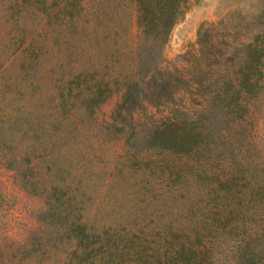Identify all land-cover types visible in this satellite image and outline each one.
<instances>
[{"label":"rangeland","instance_id":"obj_1","mask_svg":"<svg viewBox=\"0 0 264 264\" xmlns=\"http://www.w3.org/2000/svg\"><path fill=\"white\" fill-rule=\"evenodd\" d=\"M135 17L134 0H0V139L18 152L40 135L66 185L60 201L46 200L0 163V264H232L223 227L242 222L252 199L242 196L255 188L238 159L250 175L264 174V74L242 112L214 82L233 46L264 30V0H186L158 66L174 71L166 86L174 98L138 106L128 138L127 117L112 114L141 49ZM101 77L107 95L91 104L84 94ZM174 106L204 112V129L220 128L235 151L222 144L221 168H208L197 191L185 169L178 174L185 160L153 145L154 126ZM5 144L0 154L11 152ZM77 220L97 239L78 242L63 230ZM256 236L263 253L261 225Z\"/></svg>","mask_w":264,"mask_h":264},{"label":"trees","instance_id":"obj_2","mask_svg":"<svg viewBox=\"0 0 264 264\" xmlns=\"http://www.w3.org/2000/svg\"><path fill=\"white\" fill-rule=\"evenodd\" d=\"M134 2L135 23L138 29L137 42L141 49L135 54L136 66L132 71L129 69L122 77L119 99L112 114L114 117L120 116L121 120H124V116L127 117L125 124L129 130L128 138L133 134L131 119L138 106L144 103L159 104L174 98L173 92L166 91L170 80L177 79L174 77V71L160 69L158 66L163 58L162 47L168 38L170 28L181 17L186 0H134ZM202 33L199 28L197 30L199 45H202L206 39L201 38ZM237 44L239 47L235 48L234 45L232 53L225 56L230 63L222 69L224 73L221 83L216 81L214 86L217 91L228 89L231 92L229 103L231 105L236 103L238 112L239 110L242 112L246 105L245 102L241 103V100L247 99L256 91L264 74V30L262 33L256 32L247 41H239ZM143 66L146 67L141 68ZM229 69L232 71L230 76L227 72ZM92 83L94 87L87 89L84 98L94 104L106 97L107 93L104 95L103 92L107 90V84L103 83L102 77L96 78ZM203 84V79H198L195 83L200 86ZM211 116L214 120L212 123L216 124L217 115ZM206 118L204 112L192 116L186 109L174 106L170 115L156 124L152 131L153 145L163 146L185 160L186 165L178 169V174H181L180 170L185 169L184 178L187 183L193 185L194 191L205 187L208 168H221L222 144L231 156L235 154L231 141L224 143L220 140V128L215 130V135L212 136V131L208 132L204 129V125L207 124ZM33 132L36 134L35 130ZM3 143H6L11 152L0 154V163L18 175L20 185L34 194H44L46 200L52 198L55 202L60 201L59 192L63 194L66 185L63 179L57 177V171H61V167L48 158V142L42 141L39 135L37 141L28 143V147L24 146L18 152H14L7 145L9 143L0 139V145ZM237 165L244 182L247 183L252 177V185L255 188L250 191L246 189V193L242 196V198L252 197L244 201L246 209L251 210L244 215L242 222L230 225L228 228L223 227L227 232L222 237L224 243L222 252L232 264H264V252L256 251L255 247L257 230L260 225L264 229V174L257 171L254 175H250L251 166L244 159H238ZM41 168L45 171H39ZM215 180L221 185L218 179ZM1 199L0 197V202ZM256 215H258L256 220L249 218ZM63 230L78 242L84 241L88 244L97 239L95 233L90 232L82 220L67 221ZM262 241L264 243V238Z\"/></svg>","mask_w":264,"mask_h":264}]
</instances>
